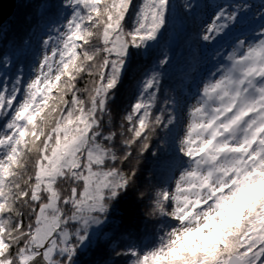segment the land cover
Segmentation results:
<instances>
[{"label": "snow or ice", "instance_id": "snow-or-ice-1", "mask_svg": "<svg viewBox=\"0 0 264 264\" xmlns=\"http://www.w3.org/2000/svg\"><path fill=\"white\" fill-rule=\"evenodd\" d=\"M44 4L54 19L34 58L22 41L0 61V264H79L146 153L158 227L106 264H264V11L215 4L197 39L240 34L186 107H160L170 57L150 75L141 58L175 24L172 0Z\"/></svg>", "mask_w": 264, "mask_h": 264}, {"label": "trees", "instance_id": "trees-1", "mask_svg": "<svg viewBox=\"0 0 264 264\" xmlns=\"http://www.w3.org/2000/svg\"><path fill=\"white\" fill-rule=\"evenodd\" d=\"M220 1L222 0H172L177 12L175 24L165 32L160 45L153 50L152 56L141 58V66L150 75L162 52L166 51L170 57V63L162 69L161 83L165 95L160 96V107H164L165 98L178 97L180 87L187 83L191 84L193 76L201 68L198 61L199 47H196V41L203 19V4L206 2L214 5ZM240 1L260 4L264 2V0H232L233 3ZM44 2L45 0H15L12 14L0 25V61L5 56L11 57L14 47L22 41L30 42V47L25 49L29 61L37 54L41 38L51 26L50 21L54 19L48 11L51 6ZM49 2L54 3L56 0H49ZM196 5H201V7L196 8ZM7 74L14 76L15 72L9 69ZM145 78L141 76L142 80ZM118 113L123 114V109L113 110V119L116 123H119ZM156 114L158 115L159 112ZM160 143L154 137L153 151ZM151 159L150 153H146L140 163L141 172L138 173L140 178L135 188L129 189L126 199L120 202L109 222L95 238L93 248L81 255L79 264H106L107 261H120L113 249L119 251L121 245L135 240L137 235L144 232L146 222L149 232L155 230V221L148 222L149 218L145 214L148 210L146 201L137 196V189L144 187L149 172L143 169L151 168Z\"/></svg>", "mask_w": 264, "mask_h": 264}, {"label": "rangeland", "instance_id": "rangeland-1", "mask_svg": "<svg viewBox=\"0 0 264 264\" xmlns=\"http://www.w3.org/2000/svg\"><path fill=\"white\" fill-rule=\"evenodd\" d=\"M234 3L248 4L251 7V12L255 14L257 18L259 17L260 12L264 11V9H260L261 4L258 2L240 1V2H234ZM214 5L207 4L206 2L205 4H203V8H202L203 19H202L201 27L199 28L198 35L203 34L204 27L206 26L205 22L210 23L209 17L214 11ZM239 34H240L239 32H234L230 36L225 37L224 39L219 40L216 43L212 44L210 47L206 46L205 42L197 39L196 47H199L198 48V54H199L198 61L201 65V68L193 76V80H191V84L187 83L184 86L180 87L179 89L178 98H181V104L183 106L186 107L187 103H190L192 101L194 96L197 94V87L201 83L202 79L205 78L211 71H214L216 64L220 60H222V57H216L214 53L217 50L220 51L221 53L226 52V50L230 51L231 50L230 44H231L232 39L236 35H239ZM45 35L46 34H44L43 37H45ZM0 123H3V122L0 121ZM155 227H158V226L155 225Z\"/></svg>", "mask_w": 264, "mask_h": 264}, {"label": "clouds", "instance_id": "clouds-1", "mask_svg": "<svg viewBox=\"0 0 264 264\" xmlns=\"http://www.w3.org/2000/svg\"><path fill=\"white\" fill-rule=\"evenodd\" d=\"M156 186V182L153 179V172L151 170H149L148 172V176L146 177V183L144 185L143 188L139 189L137 191V196L139 199L143 198L146 201L147 204V208L148 210L146 211V215L150 216V214L152 213L153 209H152V201L147 199L148 195H149V191L152 187Z\"/></svg>", "mask_w": 264, "mask_h": 264}, {"label": "water", "instance_id": "water-1", "mask_svg": "<svg viewBox=\"0 0 264 264\" xmlns=\"http://www.w3.org/2000/svg\"><path fill=\"white\" fill-rule=\"evenodd\" d=\"M15 6V0H0V25L9 17Z\"/></svg>", "mask_w": 264, "mask_h": 264}]
</instances>
